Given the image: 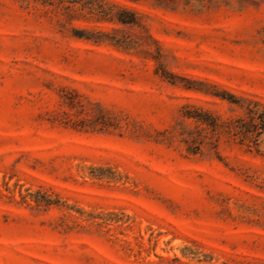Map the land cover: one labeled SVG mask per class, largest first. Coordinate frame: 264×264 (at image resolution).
<instances>
[{
	"label": "rangeland",
	"instance_id": "374dc122",
	"mask_svg": "<svg viewBox=\"0 0 264 264\" xmlns=\"http://www.w3.org/2000/svg\"><path fill=\"white\" fill-rule=\"evenodd\" d=\"M0 264H264V0H0Z\"/></svg>",
	"mask_w": 264,
	"mask_h": 264
}]
</instances>
